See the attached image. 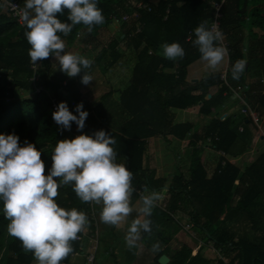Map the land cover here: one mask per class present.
Wrapping results in <instances>:
<instances>
[{
	"label": "trees",
	"instance_id": "16d2710c",
	"mask_svg": "<svg viewBox=\"0 0 264 264\" xmlns=\"http://www.w3.org/2000/svg\"><path fill=\"white\" fill-rule=\"evenodd\" d=\"M147 1L97 0V6L105 17L104 24L94 27L91 33L83 25H77L68 36H62L63 40L71 43L78 35L83 47L99 49L96 63L103 58L106 60L102 69L117 60V47L121 41L133 46L137 53L138 61L133 68L131 82L122 93L124 101L134 103L131 129L127 123L120 132L105 131L116 140L114 148L117 159H120L116 162L124 164L133 173L134 189L139 193L144 191L145 186L152 191L165 189L167 197L157 204L150 217L152 234L142 233L141 240L146 246L136 255L135 264H161L158 258L162 254L169 258L166 264H212V260L202 256L199 249L185 243L179 249H168L169 241L180 229L185 232L196 229L204 240H211L215 247L222 250V258L217 260L219 264H264V233L257 241L243 234L235 239L230 224L234 223L235 216L244 214L253 229L262 228L256 217L257 211H264V151L246 165L243 172L230 161L223 160L222 163L220 160L212 174L207 176L202 148L197 146L198 142L205 144L210 137L215 150L230 153L239 141L244 145L250 143L254 134L259 132L250 117L246 122L250 131L239 133L230 126L228 119L214 118L202 130L193 132L187 177L170 175L168 178L153 179L143 168L146 137L158 133L184 137L193 128L190 122L172 124L169 107H197L199 115L215 114L223 104V93L230 91L218 72L209 73L194 82L187 81L188 66L201 56L193 44L194 29L202 21H207L209 26L211 0H155L151 2L149 11L135 8L137 2ZM0 3L3 5L2 0ZM263 3L264 0H224L221 8L220 23L227 41L226 82L230 87H241L242 97L253 108L256 104L264 108V85L260 81L246 83L247 72L259 71L264 76V10L260 7ZM125 13L131 14L128 20L121 19ZM111 16L120 20V31L116 36L108 30ZM57 17L70 23L67 10L57 14ZM26 30L6 10L0 12V134L15 133L21 146L25 141L34 143L41 151L47 170L51 168V155L59 140L74 139L75 131L84 130L89 135L94 132L88 117L84 129L78 130L73 122L69 132L53 120L47 93L55 96L59 103L67 102L74 114L78 115L76 105L81 102L89 113L86 100L76 89L81 85L83 74L76 82L62 85L49 75L50 56L40 62V79L33 83L28 55L31 46L24 35ZM165 42H179L185 49V56L175 61L166 59L161 48ZM240 59L246 61V68L237 80L232 77V66ZM164 69H170V72L165 73ZM34 84L42 85L47 92H35ZM21 90L27 94L18 95ZM56 200L61 207H75L83 211L89 220V232L94 231L87 203L79 200L70 185L58 188ZM177 213H180L179 217ZM180 217H185L187 221L180 222ZM8 223L3 214V202L0 201L1 264H37L33 254L24 251L21 241L8 234ZM185 224H191V227L186 230ZM157 242L161 243L160 250L153 251L152 246ZM81 246V240L72 242L73 252L61 264H68L71 255L80 251ZM151 255L152 260L148 263Z\"/></svg>",
	"mask_w": 264,
	"mask_h": 264
},
{
	"label": "clouds",
	"instance_id": "9594fccd",
	"mask_svg": "<svg viewBox=\"0 0 264 264\" xmlns=\"http://www.w3.org/2000/svg\"><path fill=\"white\" fill-rule=\"evenodd\" d=\"M65 10L70 23L57 17ZM19 15L27 29L24 35L31 46L28 55L33 64L54 56L67 76L75 78L83 73L81 83L91 84L93 76L88 70L94 61L66 52L62 36H68L77 25H83L91 33L94 27L104 24L97 0H25ZM194 34L193 44L201 60L216 70L227 55V48L221 43L222 32L202 21ZM161 48L166 59L175 61L185 56L179 42H165ZM245 68L246 61L237 60L232 66L233 79L238 80ZM76 113L62 101L52 118L62 128L71 130L75 122L78 130H82L89 115L83 102L76 105ZM115 144V138L102 129L93 135L59 140L51 155V169L46 173L41 151L34 143L25 141L21 146L15 133L0 134V201L4 218L9 221L7 232L21 241L24 251L31 252L37 264H61L73 252L72 242L79 239L89 224L83 211L58 204L60 186L70 185L82 203L102 205L101 222L117 229L136 212L137 218L131 221L124 237L129 249L139 247L142 233L152 234L150 217L161 199L160 193L142 194L141 206L131 205L135 191L133 173L116 162ZM144 192H148L147 186ZM152 250H160L159 242Z\"/></svg>",
	"mask_w": 264,
	"mask_h": 264
},
{
	"label": "crops",
	"instance_id": "0c3cea01",
	"mask_svg": "<svg viewBox=\"0 0 264 264\" xmlns=\"http://www.w3.org/2000/svg\"><path fill=\"white\" fill-rule=\"evenodd\" d=\"M0 12H5V8L1 3ZM108 30L113 36H116L120 31V26L115 25L112 28L108 27ZM65 44L66 52L80 54L94 61L92 65L93 68L88 70L93 76L91 84L84 85L81 83V85L75 86L78 93L86 100L89 106L90 111L88 116L91 117L89 121L91 122L92 131L110 129L115 132H120L125 128V125L127 123L130 124L134 118L132 113L134 103L130 100L126 102L122 98V93L131 82L133 68L138 61L137 53L133 46H128L125 44V41H121L117 47V52L119 54L117 60L112 65L102 69L106 60L103 58L96 63L99 49L94 50L91 49L90 46L83 47L77 39H74L71 43L65 41ZM50 60L49 75L51 79L59 81L64 85L71 81L76 82L78 77L83 74L81 73L79 76L71 78L60 70L59 63L54 56H52ZM224 61V67L226 68L228 67V56H225ZM222 71L218 72L217 70L208 68L206 62L202 61L200 58L188 66L187 81L194 82L209 73H221ZM164 72L169 73L170 69H164ZM246 81V83L260 81L264 85V76L259 71L247 72ZM20 92L23 91L21 90ZM241 92L242 90H238L239 95L242 94ZM223 95V104L215 114L205 116L199 115L197 107L189 109H180L176 107L168 108V112L171 114L172 124L190 122L193 124V128L188 131L184 137L166 133L164 135L158 133L146 137L142 164L148 175L153 176V179L168 178L170 175H184L187 177L192 133L202 130L204 126L214 118H218L219 120L228 119L230 121V126L239 133L245 132V130L250 131V128L246 125L247 117L249 116L241 111L242 104L238 96L231 90L224 92ZM149 98L151 99V97ZM145 108H148L147 105H145ZM251 108L257 112L259 120L261 117L263 125L261 127L259 123L258 125L255 124L259 132L254 134L250 143L244 145L239 141L230 153H225L224 158H222L219 151L215 150L212 146H207L201 142L197 143V146L202 148L200 149L201 156L207 176L212 174L220 160L230 161L243 172L245 166L255 159L258 154L264 151V108L259 104ZM140 115L142 114H139V116ZM155 115L157 116V114ZM81 132L82 131H75L73 135ZM117 161H120V159H117ZM50 169H47L46 172ZM168 182L169 181H167V183ZM155 191L159 192L161 196L158 203L167 197L165 189H157ZM151 192L152 190H148L147 193L141 191V193L137 194L134 191L131 197V205L134 208H139L141 206L140 196L142 194H150ZM97 206L98 209L95 210V217L96 221L98 218L97 231L99 239L92 264H135L136 255L140 253L143 247L145 248L146 244L140 240L138 248L129 249L126 247L124 237L131 221L137 218V213L133 212L132 215L122 223L121 228L117 229L114 226L101 222L100 212L102 210V205ZM260 213H258V215ZM179 214L180 213H177L178 217ZM180 219L186 220L185 217H180ZM244 219L246 220L247 218L242 214L238 217L235 216L233 221ZM180 222L182 221L180 220ZM230 224L232 226L233 222ZM184 232V230L180 229L173 237H177L179 240L181 239L179 238L181 233ZM82 235L81 249L71 255L68 264H87L84 255L89 251L90 243L87 240L86 230L82 232ZM98 250L100 251L97 255Z\"/></svg>",
	"mask_w": 264,
	"mask_h": 264
},
{
	"label": "built area",
	"instance_id": "2783aa9c",
	"mask_svg": "<svg viewBox=\"0 0 264 264\" xmlns=\"http://www.w3.org/2000/svg\"><path fill=\"white\" fill-rule=\"evenodd\" d=\"M223 1L224 0H220L218 2L213 1V0L209 1V4H210L211 9H212V16H211V20L209 22V27L215 26L221 32H222V28H221L220 22H221V18H222V9L221 8H222ZM151 2H153V0H148L147 2H137L135 4V8L140 9V10L149 11V10H151V6H152ZM24 3H25V0H2V4H3L5 10L22 27H26V26L24 25L23 21L20 18L19 10L23 8ZM133 15L136 16L137 14L133 13ZM130 16H131V14L125 13L121 16V19L128 20ZM110 22H111V24L119 26L120 20L117 17L111 16ZM222 34H223V32H222ZM188 39H189V37L187 38V40ZM221 43L223 44V46H225L227 48V41H226L224 35H223V40L221 41ZM150 52L151 51H149V53ZM40 62L41 61H39L37 64H33L31 62V64H30V68L33 72L32 76H31V81L33 83H35L36 81H38L40 79V76H39V64H40ZM226 70H227V67L220 73V79L224 82V84L226 86L229 87V89L232 92H234L238 96V99H239L240 103L242 104L241 111L244 114L248 115L253 120V122L256 125H258L259 116H258L257 112H255V110L252 109L250 107V105L245 101V99L241 95H239V93H238V90H241L242 88L241 87H237V88L230 87L228 85V83L226 82ZM62 85H64V84H62ZM43 90L45 92H47V90H45L42 85H35L34 84V91L35 92H40ZM47 95L49 96V99H50L51 111L54 112L57 109L59 102L55 96H52L49 93H47ZM71 104L73 105L74 102L72 101ZM63 130L66 132L70 131V130L65 129V128H63ZM81 134H87V132H85L83 130L81 133H78L74 136L76 137V136L81 135ZM205 145L211 146V138L210 137H208L206 139ZM219 153L221 156L224 157L225 153L223 151H219ZM222 163H224L223 160H222ZM135 191L138 193L140 192L139 190H135ZM87 206H88L87 212L91 215V220L93 221V226L95 228H94L93 232H89L88 227H86V229H85L86 235H87V240L90 243V249L84 255V257H85V261L87 264H92L94 261L95 253H96L97 246H98L97 221H96V217H95V206H96V204L87 203ZM190 227H191V224H185L184 225V229H186V230ZM82 237H83V235L81 233V234H79V239H77V240H81Z\"/></svg>",
	"mask_w": 264,
	"mask_h": 264
},
{
	"label": "rangeland",
	"instance_id": "374dc122",
	"mask_svg": "<svg viewBox=\"0 0 264 264\" xmlns=\"http://www.w3.org/2000/svg\"><path fill=\"white\" fill-rule=\"evenodd\" d=\"M261 9L264 10V3L260 5ZM113 26H115L114 24H110L108 25V27L112 28ZM254 30H256L257 32H260L257 28H255ZM119 34V33H118ZM76 39L78 40V42H80V37L76 36ZM225 61H223L221 63V65L216 69L218 72L222 71L225 67H224ZM20 96H24L27 93L26 92H18L17 93ZM91 117L88 116V119H90ZM259 125L262 127L263 125V121L260 120L258 121ZM47 173V172H46ZM98 209V206H95V210ZM102 209V208H101ZM258 213H260L259 211H257V215ZM264 211H262L258 216L256 217V221H259L260 226H262L261 230H256L253 229L251 226V222L248 219H244V220H238L235 221L232 224V231H234L235 233V239H237L239 236H241L242 234L247 236L249 239L257 241L260 239L261 234L264 233ZM182 221V223L186 222L187 219H180ZM98 221V218H97ZM194 231V232H192ZM191 232H184L181 233L180 237L181 239L178 240L177 237H173L171 238V240L168 243V249L169 250H176L179 249L181 247L182 244H187L189 246H191L192 248L195 249H199L202 256H204L205 258L211 259L212 260V264H219L218 263V259L222 258L223 254H222V250L218 249L217 247L214 246L213 242L211 240H204L201 237V234L199 233L198 230H192ZM99 239V238H98ZM100 244V243H99ZM161 244V243H159ZM167 245V244H165ZM161 246V245H160ZM100 250H98L97 255L99 253ZM156 254V253H154ZM153 255H151L150 259L148 260V263L151 262ZM168 257V256H167ZM1 259V258H0ZM169 259V258H168ZM2 263V260H0V264Z\"/></svg>",
	"mask_w": 264,
	"mask_h": 264
},
{
	"label": "water",
	"instance_id": "95a60500",
	"mask_svg": "<svg viewBox=\"0 0 264 264\" xmlns=\"http://www.w3.org/2000/svg\"><path fill=\"white\" fill-rule=\"evenodd\" d=\"M87 135H89V133H87ZM159 263L161 264H166L168 262V257L165 254H162L159 258H158Z\"/></svg>",
	"mask_w": 264,
	"mask_h": 264
}]
</instances>
